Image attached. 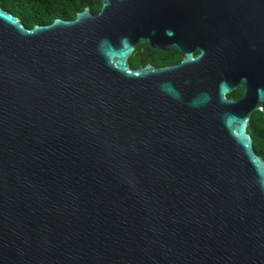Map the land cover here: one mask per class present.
<instances>
[{
    "label": "water",
    "instance_id": "obj_1",
    "mask_svg": "<svg viewBox=\"0 0 264 264\" xmlns=\"http://www.w3.org/2000/svg\"><path fill=\"white\" fill-rule=\"evenodd\" d=\"M97 1L0 9V264H264V0Z\"/></svg>",
    "mask_w": 264,
    "mask_h": 264
},
{
    "label": "flooded vegetation",
    "instance_id": "obj_2",
    "mask_svg": "<svg viewBox=\"0 0 264 264\" xmlns=\"http://www.w3.org/2000/svg\"><path fill=\"white\" fill-rule=\"evenodd\" d=\"M103 3H106L105 0L102 1V4ZM85 10H88L91 16H97L100 12V2L97 0H36L30 10L29 17L33 21L44 23L38 26H47L54 21L64 23L72 22L76 18L75 15L81 14ZM137 46H142L144 48L146 64L151 67H154L152 63L155 61L164 62L169 58H180V62L182 60L180 52L174 47L169 48L166 52H160L151 50L146 43ZM163 67L166 66H162L161 68ZM243 87L244 83L240 81L234 88L227 92L225 100L227 102L239 100L243 95ZM260 107L261 101H257L256 108ZM247 119V134L252 140L253 151L264 162L263 113L259 109H254L248 113Z\"/></svg>",
    "mask_w": 264,
    "mask_h": 264
},
{
    "label": "trees",
    "instance_id": "obj_3",
    "mask_svg": "<svg viewBox=\"0 0 264 264\" xmlns=\"http://www.w3.org/2000/svg\"><path fill=\"white\" fill-rule=\"evenodd\" d=\"M36 0H0V9L12 15L26 28L31 29L35 26L42 25L44 23L36 22L31 20L30 10ZM144 54V48L142 46H137L134 53L128 60L129 67L132 70L139 69L142 65L146 64ZM180 62V58L171 59L162 62L155 61L152 65L156 68H161L162 66H172Z\"/></svg>",
    "mask_w": 264,
    "mask_h": 264
}]
</instances>
